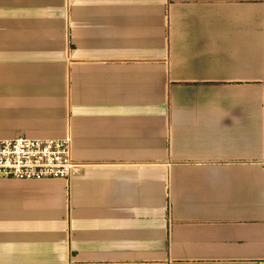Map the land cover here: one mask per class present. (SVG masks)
Returning <instances> with one entry per match:
<instances>
[{"label":"crops","instance_id":"crops-1","mask_svg":"<svg viewBox=\"0 0 264 264\" xmlns=\"http://www.w3.org/2000/svg\"><path fill=\"white\" fill-rule=\"evenodd\" d=\"M71 179L0 180V264H264V0H0V140Z\"/></svg>","mask_w":264,"mask_h":264},{"label":"built area","instance_id":"built-area-1","mask_svg":"<svg viewBox=\"0 0 264 264\" xmlns=\"http://www.w3.org/2000/svg\"><path fill=\"white\" fill-rule=\"evenodd\" d=\"M82 167L72 157L69 138L0 140V180L67 181Z\"/></svg>","mask_w":264,"mask_h":264}]
</instances>
